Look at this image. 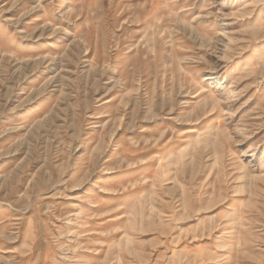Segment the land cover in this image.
<instances>
[{
    "label": "rangeland",
    "instance_id": "374dc122",
    "mask_svg": "<svg viewBox=\"0 0 264 264\" xmlns=\"http://www.w3.org/2000/svg\"><path fill=\"white\" fill-rule=\"evenodd\" d=\"M0 264H264V0H0Z\"/></svg>",
    "mask_w": 264,
    "mask_h": 264
}]
</instances>
